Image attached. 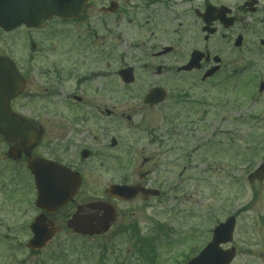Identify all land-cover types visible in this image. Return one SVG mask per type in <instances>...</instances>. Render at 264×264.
Here are the masks:
<instances>
[{
  "label": "rangeland",
  "instance_id": "1",
  "mask_svg": "<svg viewBox=\"0 0 264 264\" xmlns=\"http://www.w3.org/2000/svg\"><path fill=\"white\" fill-rule=\"evenodd\" d=\"M211 1L230 7L236 22L232 30L208 40L189 10L193 6L181 0H174L175 9L183 10L173 24L175 34L169 36L162 28L151 36L148 24L136 15L107 33L106 48H100V37L91 36L90 24H51L42 36L55 31L53 57L40 73H27V32L0 31V53L14 58L28 79L19 104L48 121L55 151L67 146V156L79 160L84 180L77 202L121 179L137 182L142 174L161 193L149 201L138 197L117 202L114 226L88 239L64 228L68 206L55 215L64 229L34 255L23 244L17 249L7 244L27 239L26 223L34 213L2 206L0 264H148L186 257L200 250L213 226L231 214L236 216L233 239L226 245L236 249L231 264H264V180H247L264 162V93H257L255 81L264 78V0H258L256 11L240 8L246 0ZM238 34L242 44L234 47ZM165 44L175 45L173 56L151 57ZM203 47L221 58L223 72L206 83L197 72L175 77L174 66L192 48ZM63 53H70L77 65L59 82L60 70L53 62ZM160 64L168 65L167 72L157 75ZM127 65L135 73L129 85L117 75ZM233 67L235 74L230 73ZM154 82L166 89L167 97L149 108L141 99ZM104 109L114 116L106 117ZM83 149L92 156L81 159ZM146 158L150 163L142 165Z\"/></svg>",
  "mask_w": 264,
  "mask_h": 264
},
{
  "label": "flooded vegetation",
  "instance_id": "2",
  "mask_svg": "<svg viewBox=\"0 0 264 264\" xmlns=\"http://www.w3.org/2000/svg\"><path fill=\"white\" fill-rule=\"evenodd\" d=\"M182 1L183 2L185 1V3L189 4L188 6H193L192 8L189 7V10H191L192 16H195V18L200 23V32L202 34H203L201 30L203 27L202 13L205 10V7L209 4L215 7L225 5L224 3L215 2L211 0H181V3ZM174 6H175L174 0H87L83 13L78 19L63 21L60 18L53 17L47 22L46 27H48L50 24H56V23L63 25L76 24V23L90 24L93 27V33L91 34V36H94L95 39L100 37L101 38L100 48H103L107 44L105 43L107 33H109V35L113 34L114 26L118 28L122 24L125 23L129 24L130 21L133 20L132 17L136 15H140L142 19L145 21V23L148 24L147 29L149 31V35L151 36L154 35L155 32L156 33L160 32L162 28L167 29L166 33L169 36L171 34H175L177 32V29L173 27V24L175 20L178 19L179 14L183 13V10L178 12ZM241 7L242 5H240V8ZM216 14L217 11H214L213 15L216 16ZM232 14L233 13L230 8L229 15ZM232 16H234L236 19L235 14ZM213 26L216 29L215 34L220 33L221 30L230 31L232 29V27L230 28L224 27L223 24L220 23V21L218 20H215L213 22ZM24 29L27 32L29 38L28 42L30 44V51L28 52L27 55V60H28L27 73H36V72L40 73L44 68V66L49 63V58L52 56V51L47 48V43L52 38L57 37V35L54 34L55 32L53 31L52 33L47 34L45 37H43L41 33L43 29H36V28H24ZM49 35L51 37L50 39L47 38ZM231 36H233V34H231ZM204 37L205 34L203 35V39L208 40L209 38L207 37L205 39ZM260 44L263 45L264 41L260 42ZM105 48H104L105 55H107ZM162 48H168V50L164 49L162 50L164 52L160 54L159 52ZM174 48H175L174 44L162 45L158 49H156L155 52L151 54V57L166 59L170 56H173V53L175 52ZM195 49L204 52L199 68L196 70H191L189 72H182V73L189 74L192 72H197L200 74L201 77V75H203V73L213 65L214 57L217 54H211L209 50L205 47L195 48ZM193 50L194 49L192 48L191 51ZM189 54H188V58H189ZM188 58H186L184 62H182L180 65L185 64L188 61ZM53 64H55L57 68L60 70V77L57 78V80L59 82H62V78L66 77L69 68L76 66L77 62L73 64L71 54L63 53L59 55V57L57 58V62L56 63L53 62ZM53 66L50 68L52 71L55 72V68ZM160 66H161V74L166 73L168 65L160 64ZM177 67H178L177 65L174 66V68L176 69ZM222 72H223V67H221L220 65L219 70L215 72L212 76L206 78L205 81L216 78ZM232 72H235V67L232 68ZM21 73L24 74L22 70ZM176 75L177 73L176 74L174 73L175 77ZM255 81L257 84H259L260 82L264 81V78L258 77ZM154 85H159V83L154 82L152 86ZM260 93H264V90L261 91ZM23 95L24 93H22L16 98H13L10 101V106L14 112H17L25 116L27 120L37 129L41 130L42 133L39 139L37 140L36 145L28 153L21 151L20 148L18 149L20 141H14V142L7 141L0 134V204L2 203L0 207L7 206L13 209V211L19 210L21 208L26 209V211L30 209V211L34 213V217H35L38 213H40V210L34 204L36 198V190L34 184V176L30 171V169L28 168L29 158H43V159L48 158L54 161H58L68 166L71 170L77 171L81 176V183L82 180H84V175L82 173L79 160L75 159L73 155L67 156L66 150L68 151V149L65 150V148L63 147L62 149H58L57 151H55L54 147L56 146L55 144L56 139L50 136V133H52V129L50 128L48 121L41 119L37 113L33 115L31 114V112H26L27 108L26 111L23 110V106L19 104L20 99L23 97ZM105 111L106 109H104V112ZM105 116L112 117L114 116V114L113 112H111L110 114H105ZM60 137H62L61 139L62 142L65 141L63 135H61ZM57 139L59 140V138ZM89 152L91 157L92 152L91 151ZM149 159L150 158L144 159L142 165L149 164L150 163ZM125 181L126 180H120V182L117 183L123 184L125 183ZM134 185L145 188H153L154 184H151V182L147 179V174H142L138 178V181L134 182ZM79 196H80V189L76 192L71 202L67 204L69 206V209L64 214V218H63L64 224L79 205L84 206L86 204H91L92 202L102 201V200L112 203L126 202V201H121L120 199H117L115 197L109 196L108 194H106L105 188H103L99 192H90L88 195L85 196L86 199L77 202ZM138 197L143 198V195L139 194L137 195L136 198ZM150 198L152 197L147 198V200ZM143 199L146 200L145 198ZM58 212L59 211L51 215H47L48 219H50L53 225L58 229L57 233L60 230H63L64 228L71 232V230L68 229L67 227L64 226L63 228L62 226L63 223L59 222V220L55 218V215ZM33 218L28 223H26L27 239L24 242L23 241L20 242L21 244H19L17 239L14 238V242L10 241L9 243H7L9 248L17 249L19 248V245L23 244L22 247H24L26 251H28V254L31 255L38 254L37 250H32V249L27 250V248L25 247L26 242L32 236V233L29 230V224L33 220ZM83 237L90 238L88 236H83ZM221 246L222 248H227L226 244ZM191 256L192 255H189L188 257L178 256L168 259H156L157 261L159 260V263L157 261H152L151 264H185L191 258Z\"/></svg>",
  "mask_w": 264,
  "mask_h": 264
},
{
  "label": "water",
  "instance_id": "3",
  "mask_svg": "<svg viewBox=\"0 0 264 264\" xmlns=\"http://www.w3.org/2000/svg\"><path fill=\"white\" fill-rule=\"evenodd\" d=\"M85 2L86 0H0V27L5 30H11L22 23L28 26L41 27L45 19L53 15H58L64 19L75 18L81 12ZM206 19H212L210 17V11L207 12ZM231 23L232 19H228L226 26ZM213 31L214 29L209 30L211 33ZM240 41L241 37H238L235 45H239ZM200 59L201 53L193 52L189 64L182 67V69L189 70L192 67H198ZM216 69L217 67L208 71L203 78L212 74ZM119 75L126 83L133 80L131 68L120 70ZM23 87L24 80L16 71L11 60L7 57L0 56V133L8 140H32L36 136L32 132L33 129L28 122L13 113L9 107V100L17 95ZM263 88L264 85H261L260 90ZM164 96L165 91L160 88H153L145 97L144 102L153 105L163 100ZM34 162H29L31 169L35 172L40 170V173L36 176L38 190L36 204L48 211H53L69 199L71 195L69 190L70 179L56 163H50V165L44 166L39 165V170H37V164L35 166L33 164ZM42 170L46 173V178L42 176ZM247 178L250 182L263 180L264 163H261ZM111 189L116 195L123 198H131L136 194V191L130 187L115 185ZM103 209L104 214L102 215L77 212L72 216L69 225L74 227L76 225V230L82 233L88 232L92 234L105 231L109 226V220L113 216V210L109 206H104ZM233 228V216L229 217L224 223L216 226L211 242L189 264H227L233 257V252H221L217 248V245L219 242H228L232 239ZM31 229L34 232V237L30 240L28 246L41 247L50 236L43 215L35 219L31 224Z\"/></svg>",
  "mask_w": 264,
  "mask_h": 264
}]
</instances>
